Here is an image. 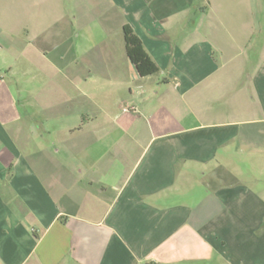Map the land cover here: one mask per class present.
<instances>
[{
	"label": "crops",
	"instance_id": "crops-1",
	"mask_svg": "<svg viewBox=\"0 0 264 264\" xmlns=\"http://www.w3.org/2000/svg\"><path fill=\"white\" fill-rule=\"evenodd\" d=\"M0 75V264H264V0H0Z\"/></svg>",
	"mask_w": 264,
	"mask_h": 264
},
{
	"label": "rangeland",
	"instance_id": "rangeland-1",
	"mask_svg": "<svg viewBox=\"0 0 264 264\" xmlns=\"http://www.w3.org/2000/svg\"><path fill=\"white\" fill-rule=\"evenodd\" d=\"M16 6V8H18L19 7V10H20V5H15ZM18 9H17V11H19ZM21 11V10H20ZM6 72H4V74H5ZM1 76V75H0ZM6 77V76H5ZM18 80V84H17V82H15L16 80H9V78H8V82H9V87L11 88V90L15 93V98H16V101H20L21 100V95L19 94L20 93V86H21V81H20V77L17 79Z\"/></svg>",
	"mask_w": 264,
	"mask_h": 264
},
{
	"label": "trees",
	"instance_id": "trees-1",
	"mask_svg": "<svg viewBox=\"0 0 264 264\" xmlns=\"http://www.w3.org/2000/svg\"><path fill=\"white\" fill-rule=\"evenodd\" d=\"M218 171H219V172H223V173H224V172L227 173V171H225L223 168H219Z\"/></svg>",
	"mask_w": 264,
	"mask_h": 264
},
{
	"label": "built area",
	"instance_id": "built-area-1",
	"mask_svg": "<svg viewBox=\"0 0 264 264\" xmlns=\"http://www.w3.org/2000/svg\"><path fill=\"white\" fill-rule=\"evenodd\" d=\"M124 111H129V109H125Z\"/></svg>",
	"mask_w": 264,
	"mask_h": 264
}]
</instances>
